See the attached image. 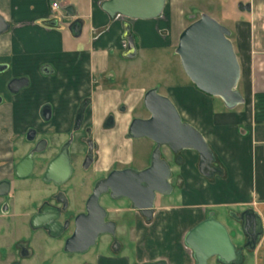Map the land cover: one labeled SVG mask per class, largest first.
Segmentation results:
<instances>
[{"label":"crops","instance_id":"0c3cea01","mask_svg":"<svg viewBox=\"0 0 264 264\" xmlns=\"http://www.w3.org/2000/svg\"><path fill=\"white\" fill-rule=\"evenodd\" d=\"M55 1L0 0V16L10 25L0 35V66L5 67L0 72V179L10 176L13 170L20 154L19 136L36 128L41 133L56 134L61 140L71 129L79 102L91 93L94 102L89 122L95 126L103 148L99 169L115 162H132L133 144L122 136L146 89H119L115 85L122 74L111 60L124 59L125 24H129L139 50L156 49L163 42L177 47L186 22L190 24L208 14L231 31L241 67L238 90L245 103L227 110L219 98L196 90L189 80L167 88L166 95L182 119L205 137L216 156L215 166L223 174L206 179L198 170L199 155L183 151V164L174 173L179 184H174L168 201L156 205L159 221L127 242L129 253L102 254L94 264L161 260L167 264H193L192 251L184 242L186 232L210 212L220 216V222L233 234L235 245L250 252L252 264H264V0H166L161 17L149 21L110 18L101 9L106 0H64L54 13ZM240 4H250L251 10L241 11ZM74 22L81 23L77 37L70 31ZM13 79L28 82L15 95L7 89ZM122 104L128 110L126 116L118 114ZM45 105L52 109L48 122L40 115ZM109 113L115 114L119 128L104 135L100 128ZM247 209L260 216L263 226L254 250L245 248L246 238L238 219ZM107 244L101 243L100 250L105 252ZM133 251L131 261L128 256ZM213 261L218 264L216 259Z\"/></svg>","mask_w":264,"mask_h":264},{"label":"water","instance_id":"95a60500","mask_svg":"<svg viewBox=\"0 0 264 264\" xmlns=\"http://www.w3.org/2000/svg\"><path fill=\"white\" fill-rule=\"evenodd\" d=\"M165 5L166 0H106L102 2L101 9L110 18L121 16L130 20L149 21L160 18ZM239 9L250 11L251 5L240 4ZM9 27L6 19L0 16V35L6 33ZM70 31L73 36H79L81 23L74 22ZM230 37L231 31L227 27L208 14H202L180 34L176 54L180 58L185 75L198 91L212 98H219L227 110H235L245 103V99L238 90L241 67ZM123 39L127 43L123 58L136 59L138 47L129 24H125ZM3 70L5 67L0 66V72ZM27 84L26 79H13L7 89L15 95ZM1 101L0 98V103ZM88 103L89 100L85 101L78 110L75 130L79 129L84 120ZM143 104L150 117L133 119L127 137L146 138L155 144L149 167L141 171L132 168L114 170L106 179L97 183L86 204L85 213L74 218V231L64 243L65 253L85 254L96 245L100 237L115 235L116 223L106 221L107 211L99 202L100 197L108 192L115 201L127 199L131 210L138 211L148 220L151 219L157 195L169 197L174 192L171 183L173 173L169 162L162 157V148H167L178 156L186 150L196 152L199 155V173L206 179L210 180L223 174L222 170L215 166L216 156L205 137L182 119L171 99L153 88L145 93ZM70 145L71 142L63 145L59 154L49 163L43 176L44 181H53L59 185L69 177L72 171ZM41 150L39 144L35 152ZM91 162L92 152L87 157V163ZM32 169L33 153L15 167L17 176L21 178L28 176ZM9 189L8 181L0 182V196H7ZM45 209L46 206L40 209L39 214L32 219L31 225L34 229L44 228L51 237L58 238L66 230L57 222L58 214L51 216L47 224L34 225ZM238 219L246 238L245 248L254 250L263 233L260 216L253 209H247ZM184 242L192 251L193 264H208L212 259H216L218 264H243L245 260L244 248H238L233 243L227 228L214 216L207 217L187 232ZM145 264L167 263L161 260Z\"/></svg>","mask_w":264,"mask_h":264},{"label":"flooded vegetation","instance_id":"af4514ba","mask_svg":"<svg viewBox=\"0 0 264 264\" xmlns=\"http://www.w3.org/2000/svg\"><path fill=\"white\" fill-rule=\"evenodd\" d=\"M95 87H96V84H94V88ZM88 100H89V103L85 110L84 120L81 126L79 127V129L75 130V119H76L78 110L81 104H83L85 101H88ZM143 100H144V97H143ZM143 100L140 102L138 107L132 112V118L129 121V123L126 125L124 134L122 136V139L125 142H129V143L131 142L133 144V161L130 162L129 164H122L119 162H115L113 165H111L110 167L106 169H103V170L99 169V165L102 159L103 148L97 138V130L95 126L89 122L90 116L92 115V111H93V102H94L93 93L85 96L79 102L74 119H73L71 129L67 134H65V135H69V138L66 141L63 142L62 140H59V138H56V134L41 133L39 129H36V128H29L25 132V134H23V136L18 137V140H17L18 147L17 148H20V146H28V150L18 160H16L10 176L2 177V179H0V182L8 181L10 183L9 194L7 196H0V199L9 197L12 191L13 190L14 192L17 191L18 187L19 186L22 187L23 186L22 183L24 182H27L29 180H39V182H41L44 188V191H43L44 197L38 203H36L35 208L33 211H31L32 213L30 214L28 218V222H27L28 228L34 233V236L35 238H37L36 239L37 241L44 242V243L53 242L56 244L59 242L62 244V246L59 247V251L63 252L65 240L69 236H71V234L74 231V226H73L74 218L79 214L85 213L86 204L89 198L92 196L94 189L98 182L106 179L109 176V174L114 170H123L127 168H132V169L141 171L149 167L151 155L155 148V144L151 141L152 149L149 153L147 164L142 163V165L140 166H134V165L132 166V164L135 162L136 159L140 160L137 151L135 152L134 150L135 143L138 141L139 142L146 141L149 139H146V138L145 139H129L127 137L128 129L133 119L135 118L147 119L150 117V114L144 108ZM127 112L128 110L125 105L122 104L121 106H119L118 114L120 116H126ZM40 115L44 122H48L52 116L51 106L45 105L41 109ZM118 128H119V125L115 118V114L109 113L106 116L105 120L103 121L100 130L104 135H108V134L114 133L115 130H117ZM47 136L50 137V140L49 138H44ZM68 142H71L70 164L72 168V171L69 177L66 180L62 181V183L59 185L53 181L51 182L44 181L43 176L45 174V171L49 163L59 154L62 146ZM39 144L42 150L41 152H35V149L37 148ZM164 149H167V148H164ZM167 150L170 153L172 160L170 161L169 159L164 158V156L162 157L166 159L171 166V170L173 173L171 183L174 186L175 183L173 182V180L175 179V174L173 171V166L175 165L178 167L181 166L183 164L184 159L182 158L181 154L179 156L174 155L169 149ZM90 152H92V162L88 164L87 157L89 156ZM31 153H33V169L28 176L21 178L17 176L15 167L18 163H20L25 157L29 156ZM45 155H49V157H48V160L43 164L40 162V157H44ZM79 164L81 165V168L85 172L80 178L77 175V172L75 171V167L78 166ZM38 167L40 169V173H38V170H37ZM177 182L179 181L177 180ZM85 190H88V192L87 194L83 196L82 193ZM174 190H175V186H174ZM158 196L160 195H157V197ZM121 201H124L125 204H127L126 210L129 212V214H131V216L129 217L127 214H122L121 220H114L110 217L112 213V211L110 210V206L114 207L115 204L120 203ZM99 202L101 206L105 208V210L107 211L108 216H107L106 221H114L116 223L115 235L114 236L104 235L100 237L99 240L104 237L108 238L107 249L110 250L111 253L115 255L121 254L127 248L128 244L124 242H126V240L127 242H130L131 233H133V236H137V234L140 233L142 230H145L147 226H154L157 223V221H159L155 217L157 198H156L154 212L150 220L146 219V217L142 216L138 211L131 210L130 202L127 199H122L118 201L113 200L110 197V192L102 195L100 197ZM43 206H46V209H45L46 211H44L41 217L36 220L34 225L39 226V225L47 224L51 216L58 214L57 222L61 223L62 225L61 227H63L64 229L66 228V230L63 231L60 237L53 238L49 235L48 231H46L44 228L34 229L33 226L31 225L32 219L39 214V211ZM116 212L118 213L119 211H116ZM17 217H19V213L16 216H14L13 219H16ZM24 217H21V218H24ZM120 222L124 223L123 226H125V231H122V233H120L121 232L120 228L121 227L123 228V226L121 225ZM99 240L96 243V245L98 246H99L98 244ZM32 246L33 247L36 246L34 241L24 242L20 240L16 246V252L18 249L17 256L19 260L13 261L11 264H14L16 262L23 264L25 260L33 259L35 249ZM70 255H77V254H70ZM78 255H81V254H78ZM145 263H153V262H143L140 264H145Z\"/></svg>","mask_w":264,"mask_h":264},{"label":"rangeland","instance_id":"374dc122","mask_svg":"<svg viewBox=\"0 0 264 264\" xmlns=\"http://www.w3.org/2000/svg\"><path fill=\"white\" fill-rule=\"evenodd\" d=\"M216 21L224 26V23L220 20L217 19ZM188 25L190 24L186 22L184 29ZM111 63L122 74L115 84L119 89L136 90L143 88L148 91L151 88H156L160 94L170 99L166 95L167 88L182 85L185 80H189L182 69L180 58L176 54V47L167 42H163L162 46L156 49H140L136 59L125 60L120 57H113ZM117 64L120 67L116 66ZM44 138H49L50 140L49 136ZM60 138L64 142L69 138V135H63ZM19 149L20 154L17 156V160L28 150V146H20ZM151 149L152 145L149 140L136 142L134 150L135 152L137 151L140 160L136 159L132 166H140L142 163L147 164ZM162 156L170 161L172 160L167 149L162 148ZM48 157L49 155L40 157V162L44 164L48 160ZM37 170L40 173L39 167ZM75 171L79 178L85 173L80 164L75 167ZM173 171L177 174L178 166H173ZM173 182L177 185L179 184L176 177ZM22 185V187H18L17 191L14 192L13 190L9 197L0 199V264H11L13 261L19 260L16 246L20 240L24 242L34 241L36 245L35 247L32 246L35 249L33 259L25 260L23 264H94L98 256L111 254V251L108 249L105 252L100 250L101 243L105 241L108 243V238L106 237L99 240V246L96 245L87 253L81 255L66 254L64 251H59L58 244L37 241L34 233L28 228L27 222L36 203L44 197V188L39 180H29L22 183ZM87 192L88 190H85L82 195L84 196ZM167 198L158 196L157 204L161 205L162 200L168 201ZM115 209L122 211L117 213L114 211ZM125 209H127V204L124 201L115 204L114 207L110 206V210L112 211L110 217L114 220H119L122 214H127L130 217L131 214L128 211H124ZM18 213L19 217L13 219ZM20 216L25 217L21 218ZM210 216H214L220 222V216H217L215 212H210ZM228 220H230L229 217ZM223 225L227 228L231 239H233V234L225 224ZM120 229V233H122L123 228L121 227ZM133 237V233H131V238L133 239ZM124 243H127V240ZM56 248L58 249L56 250ZM123 252L129 253L128 248ZM134 256L135 253L133 251L128 256L129 260L134 261ZM244 256L245 260L243 264H252L250 252L246 250ZM208 264H215V262L212 259Z\"/></svg>","mask_w":264,"mask_h":264},{"label":"built area","instance_id":"2783aa9c","mask_svg":"<svg viewBox=\"0 0 264 264\" xmlns=\"http://www.w3.org/2000/svg\"><path fill=\"white\" fill-rule=\"evenodd\" d=\"M61 8V2L55 1L52 3V10L54 13H56Z\"/></svg>","mask_w":264,"mask_h":264},{"label":"trees","instance_id":"16d2710c","mask_svg":"<svg viewBox=\"0 0 264 264\" xmlns=\"http://www.w3.org/2000/svg\"><path fill=\"white\" fill-rule=\"evenodd\" d=\"M200 17L195 18L194 20L190 21V24L193 23L195 20L199 19ZM190 85L195 88V86L190 82ZM196 89V88H195ZM197 90V89H196Z\"/></svg>","mask_w":264,"mask_h":264}]
</instances>
